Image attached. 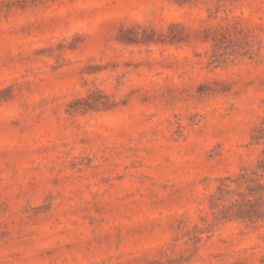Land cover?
<instances>
[{"label": "rangeland", "instance_id": "374dc122", "mask_svg": "<svg viewBox=\"0 0 264 264\" xmlns=\"http://www.w3.org/2000/svg\"><path fill=\"white\" fill-rule=\"evenodd\" d=\"M260 159L264 0H0V264H264Z\"/></svg>", "mask_w": 264, "mask_h": 264}, {"label": "trees", "instance_id": "16d2710c", "mask_svg": "<svg viewBox=\"0 0 264 264\" xmlns=\"http://www.w3.org/2000/svg\"><path fill=\"white\" fill-rule=\"evenodd\" d=\"M264 159L256 170L218 179L216 190L209 196V210L215 221H237L257 225L264 222Z\"/></svg>", "mask_w": 264, "mask_h": 264}]
</instances>
